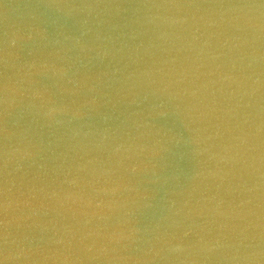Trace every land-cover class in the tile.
Instances as JSON below:
<instances>
[{
	"label": "water",
	"instance_id": "water-1",
	"mask_svg": "<svg viewBox=\"0 0 264 264\" xmlns=\"http://www.w3.org/2000/svg\"><path fill=\"white\" fill-rule=\"evenodd\" d=\"M0 264H264V0H0Z\"/></svg>",
	"mask_w": 264,
	"mask_h": 264
}]
</instances>
